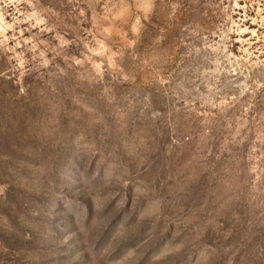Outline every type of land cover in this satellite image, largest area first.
I'll return each instance as SVG.
<instances>
[{
    "label": "rangeland",
    "instance_id": "obj_1",
    "mask_svg": "<svg viewBox=\"0 0 264 264\" xmlns=\"http://www.w3.org/2000/svg\"><path fill=\"white\" fill-rule=\"evenodd\" d=\"M0 264H264V0H0Z\"/></svg>",
    "mask_w": 264,
    "mask_h": 264
}]
</instances>
